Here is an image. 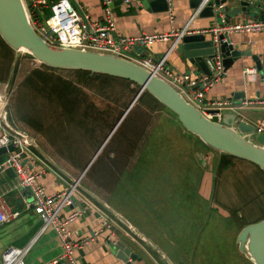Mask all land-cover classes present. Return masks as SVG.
<instances>
[{
    "label": "rangeland",
    "instance_id": "rangeland-1",
    "mask_svg": "<svg viewBox=\"0 0 264 264\" xmlns=\"http://www.w3.org/2000/svg\"><path fill=\"white\" fill-rule=\"evenodd\" d=\"M25 54H19L7 107L18 98L27 103L37 95L24 85L18 88L20 77L36 63ZM99 76L98 80L67 77L92 98L97 92L102 95L95 98L104 103L101 112L87 127L81 122L86 117L71 109L63 114L61 106L44 99L42 90L34 103L35 114L24 118L48 136L54 151L68 156L69 149L89 176L102 172L111 205L138 226L159 231L188 264H254L239 249L237 236L242 225L254 223L262 213L257 203L245 208L241 199L247 166L258 165L207 149L165 106L152 110L139 99L134 101L140 90L135 83ZM18 127L29 129L21 122ZM248 184L252 185L245 194L261 186L256 180ZM73 201L81 206L78 195Z\"/></svg>",
    "mask_w": 264,
    "mask_h": 264
},
{
    "label": "crops",
    "instance_id": "crops-1",
    "mask_svg": "<svg viewBox=\"0 0 264 264\" xmlns=\"http://www.w3.org/2000/svg\"><path fill=\"white\" fill-rule=\"evenodd\" d=\"M193 1L171 0L170 6L167 0L168 8L162 10V5L156 0H131L130 3H126L124 0H114L113 14L116 25L114 34L136 36L141 33L180 31L187 26L194 31L213 27L214 19L212 17H204L199 14L192 19L197 9L192 7ZM75 2L78 8L80 7L83 16H88L92 21L104 19L103 6L100 0H75ZM170 8H172L173 19L170 18ZM246 20H251V18H237L235 23ZM229 39L234 44L246 48L245 55L233 63L226 75L209 86L205 92V97L207 101L231 99L236 108L225 110L224 115L236 114L237 117L255 126L264 118V102H261L264 101V72H260L255 80H247L242 71L245 66H257V61L264 68V32L234 31L229 35ZM173 44L174 39L157 41L150 45H139L130 54L135 58H151L154 61H159L167 56L166 66L175 72L190 74L191 76L201 74L200 68L185 55L182 46L177 44L173 47ZM18 57L17 52L0 35V112H5L7 122L13 128L27 134L29 139L32 137L48 156L46 158L33 145L40 159L47 165L35 159L30 160V163L40 173L37 182L44 185L47 192L61 191L65 185L64 180L72 181L81 177L79 192L75 194L81 200V206L74 202V207L65 210V213L73 208L83 211V214L69 225V229L74 232L73 239L78 241L84 238H93L74 250L78 264H126L117 256L118 250L125 247H130L134 253L139 255L133 264H169L164 256L172 264H188L189 262L176 252L173 246L162 240L159 231H151L149 228L138 226L123 211L111 205L108 198L109 190L105 188V180L101 178L102 172L98 175L100 178L89 176L84 170L85 166L83 167L82 162L76 156L70 155L69 149L68 156L60 150L54 151L48 136L37 128L31 120L24 118V114H27L29 118L35 114L34 103L41 97L40 95L44 94V99L49 103L55 104L57 107L61 106L63 114L70 109L77 110L79 116L86 117L81 122L84 128L87 127L88 122L94 121V117L101 112V105L104 103H98L95 98L102 95L97 92L96 96L92 98L84 88L71 83L67 77L98 80L100 76L84 74L80 70H51L33 58L36 61L34 68L20 77L18 88L20 85H24L32 90L34 95L36 93L37 95L33 96L27 103L25 101L20 103L18 98L7 107L13 92L12 86H10L13 81L12 77L18 73L16 67L19 64L17 62L19 61ZM40 90H42V94L38 93ZM245 100H253L255 103L243 105ZM73 120L75 118L69 121L72 122ZM20 122L28 126L29 129L24 130L18 127ZM84 132L87 137H90L88 131ZM126 163L124 162L123 165L126 166ZM246 171L247 178L241 180V182H245L241 191L244 196L241 197L244 202L243 207L250 208L257 203V206L262 210L257 219L259 221L264 218V171L259 166L249 165ZM253 180L258 181L261 186L255 189V192L250 190L248 194H245L247 192L246 187L252 185H249L248 182ZM16 181V174L13 169H7L0 173V194L4 197L5 209L10 213H18L17 217L0 225V264H2V255L9 246L21 248L29 246L30 249L25 256V264H69L67 260L54 262L62 254L60 239L53 229L41 232L42 221L33 208L28 207L30 199L19 188H15ZM251 192L254 195L250 194ZM115 212L124 216L130 225L122 222ZM103 216L112 218V227L105 226ZM245 225H242V228ZM134 228H137L146 239L134 233ZM147 238L154 242L153 246L148 243ZM155 246L160 248L163 255L156 251Z\"/></svg>",
    "mask_w": 264,
    "mask_h": 264
},
{
    "label": "water",
    "instance_id": "water-1",
    "mask_svg": "<svg viewBox=\"0 0 264 264\" xmlns=\"http://www.w3.org/2000/svg\"><path fill=\"white\" fill-rule=\"evenodd\" d=\"M156 1L162 5V10L168 8L167 0ZM204 1L194 0L192 7L196 9ZM73 3L76 5V2ZM200 14L204 17H212L214 25L219 26L234 24L237 18L264 20V0H208ZM0 35L18 55L21 52L27 53L50 68L88 71L127 79L137 84L140 90L134 101L140 98L145 90L148 91L178 116L188 132L198 136L210 149L251 161L264 171V133L256 134L253 124L237 117L236 114H225L222 122L208 118L200 109L187 101L176 88L133 60L110 53L67 48L47 42L32 26L23 0H0ZM178 45L182 46L185 55L200 68V73L205 75L212 74L217 55L223 57L227 71L246 52V48L234 44L229 39V35L221 33L216 36L211 31L186 34ZM256 65L260 72H264L263 65L259 61ZM217 79L215 78L214 81ZM30 142L48 158L32 137ZM8 149L12 151L13 146L1 147L0 156L5 155ZM201 160L204 161L203 158ZM19 189L28 199L31 198L29 189L23 187ZM116 215L126 225H130L124 216L118 213ZM133 231L142 238L145 237L137 228ZM147 241L151 246L154 245V242L148 238ZM237 243L239 249L254 264H264V218L245 225L238 234ZM155 249L163 255L158 246H155ZM117 256L126 264H133V261L139 258L130 247L119 249ZM164 258L172 264L166 256Z\"/></svg>",
    "mask_w": 264,
    "mask_h": 264
},
{
    "label": "built area",
    "instance_id": "built-area-1",
    "mask_svg": "<svg viewBox=\"0 0 264 264\" xmlns=\"http://www.w3.org/2000/svg\"><path fill=\"white\" fill-rule=\"evenodd\" d=\"M23 1L28 10L32 26L47 42L67 48H81L110 53L133 60L156 76L164 79L176 88L187 101L200 109L205 116L218 122H222L225 110L236 108L231 99L207 101L205 97V92L214 82V79H219L227 74L221 55L216 56L212 74L191 76L190 74L175 72L167 67V56L159 61H154L151 58H135L129 53L136 50L139 45H150L157 41L170 39H174V47L182 40L183 36L190 33H208L211 31L218 36L221 33L230 35L234 31L264 32V20H246L225 26L214 25L211 28L197 31L190 30L187 26L180 31L171 30L163 33H141L136 36H123L114 34L116 30L113 14L114 0H100L104 11L102 21H92L88 16H83L80 7L78 8L73 3L75 0ZM207 1L205 0L195 10L192 19L201 13ZM124 2L130 3L131 0H124ZM168 2L171 6V0H168ZM39 7L51 8L52 14L43 21L34 18L31 10ZM169 11L170 18L173 19L172 8ZM242 72L247 80H255L260 73L256 66H245ZM253 103H255L253 100H245L243 105ZM255 133H264V118L255 124ZM10 145L13 146V150L8 149L5 154L6 158L0 160V173L7 169L15 171L17 179L15 188L23 187L30 190L31 198L28 207H32L40 217L42 221L41 232L49 229L56 232L61 242L62 254L54 262L67 260L69 264H78L74 256V250L93 238L75 241L73 239L74 232L69 229V225L80 217L83 211L73 208L65 213V210L74 207L73 196L79 192L81 177L72 181L64 180L65 185L61 191L56 193L47 192L46 187L37 182L40 173L34 169L30 160L35 159L41 161L44 165L47 164L40 159L34 150L28 135L13 128L7 122L6 113L0 112V148H8ZM17 216L18 213L6 211L4 197L0 194V225L11 221ZM103 223L110 228L113 225V220L109 216H103ZM29 249V246L24 248L9 246L2 255V264H25V256Z\"/></svg>",
    "mask_w": 264,
    "mask_h": 264
},
{
    "label": "trees",
    "instance_id": "trees-1",
    "mask_svg": "<svg viewBox=\"0 0 264 264\" xmlns=\"http://www.w3.org/2000/svg\"><path fill=\"white\" fill-rule=\"evenodd\" d=\"M32 16L36 19H40V20H44V18H48L51 14H52V10L51 8H33V10H31ZM44 65V64H43ZM46 66V65H44ZM47 68L51 69V70H56L54 68H50L48 66H46ZM84 74H93L96 76H99V74L96 73H91L88 71H81ZM101 75V74H100ZM131 82V81H130ZM133 83V82H131ZM134 84V83H133ZM137 85V84H136ZM139 101L143 102L144 105H146L147 107L149 106V108H152V110L157 109L158 105H162L161 102H159V100H157L152 94H150L148 91H144L142 93V95L139 98ZM200 139V138H199ZM200 142L209 150H211L206 144H204L201 140ZM222 157H224V155H226L225 153H221ZM228 155V154H227ZM232 157V156H231ZM1 156H0V160H1Z\"/></svg>",
    "mask_w": 264,
    "mask_h": 264
}]
</instances>
